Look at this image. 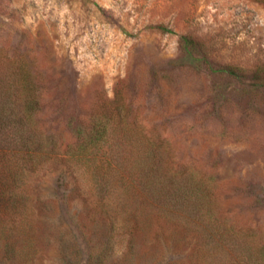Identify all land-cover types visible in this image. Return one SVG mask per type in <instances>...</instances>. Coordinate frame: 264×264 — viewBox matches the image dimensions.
Segmentation results:
<instances>
[{
  "label": "rangeland",
  "instance_id": "374dc122",
  "mask_svg": "<svg viewBox=\"0 0 264 264\" xmlns=\"http://www.w3.org/2000/svg\"><path fill=\"white\" fill-rule=\"evenodd\" d=\"M0 56L37 76L38 127L62 149L78 124L117 108L164 140L175 170L205 181L211 208L170 207L173 220L146 225L128 210L129 227L113 230L98 195L75 190L58 164L39 181L28 242L0 244V264H230L221 233L264 242V0H0ZM226 65L242 77L214 71ZM113 148L122 170L131 149Z\"/></svg>",
  "mask_w": 264,
  "mask_h": 264
},
{
  "label": "trees",
  "instance_id": "16d2710c",
  "mask_svg": "<svg viewBox=\"0 0 264 264\" xmlns=\"http://www.w3.org/2000/svg\"><path fill=\"white\" fill-rule=\"evenodd\" d=\"M180 38L184 59L198 65L202 60L194 55L197 43L187 36ZM214 71L234 79L241 78L244 72L231 65ZM36 79L24 60L13 64L0 56V244L9 247L15 245V240L20 244L28 242L23 237L33 229L39 210V181L45 171L58 164L72 177L75 190L90 198L98 195L95 209L110 216L113 230L129 227L128 222L121 223L119 219L128 210L143 225L153 215L173 220L176 206L211 211L205 181L175 170L164 140L149 138L136 122L120 116L117 108L78 124L74 129L76 141L62 149L38 127L40 92ZM118 144L131 149L129 157L118 165L126 169L123 171L112 167V162L118 161L119 154L113 150ZM113 184L122 189V197H114ZM216 243L227 254L229 245L233 254L230 264H264V242H257L248 233H221ZM110 247L116 251L114 242ZM24 252V247L16 249L14 259H23Z\"/></svg>",
  "mask_w": 264,
  "mask_h": 264
}]
</instances>
